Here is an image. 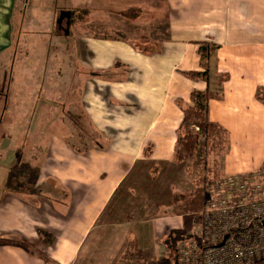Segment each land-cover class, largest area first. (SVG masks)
Here are the masks:
<instances>
[{
	"label": "crops",
	"instance_id": "crops-1",
	"mask_svg": "<svg viewBox=\"0 0 264 264\" xmlns=\"http://www.w3.org/2000/svg\"><path fill=\"white\" fill-rule=\"evenodd\" d=\"M68 6L48 33L64 36L67 45L57 50L71 52L68 65L78 76L68 89L57 86L59 97L53 84L52 94L38 95L24 112L25 71L35 60L45 65L53 45L37 42L39 15L28 0H0V82L10 70L5 96L17 97L14 112L22 113L17 122L0 120V156L10 163L0 170V264H172V239L192 215L173 205L172 181L169 208L144 207L141 196L155 188L162 163L179 165L178 102L190 104L191 92L207 86L183 75L202 70L200 43L218 46L209 83L215 73L228 74L208 110L230 133L223 175L264 165V101L255 97L264 90V0Z\"/></svg>",
	"mask_w": 264,
	"mask_h": 264
},
{
	"label": "built area",
	"instance_id": "built-area-1",
	"mask_svg": "<svg viewBox=\"0 0 264 264\" xmlns=\"http://www.w3.org/2000/svg\"><path fill=\"white\" fill-rule=\"evenodd\" d=\"M200 221L175 246L177 264H264V167L215 178Z\"/></svg>",
	"mask_w": 264,
	"mask_h": 264
},
{
	"label": "rangeland",
	"instance_id": "rangeland-1",
	"mask_svg": "<svg viewBox=\"0 0 264 264\" xmlns=\"http://www.w3.org/2000/svg\"><path fill=\"white\" fill-rule=\"evenodd\" d=\"M28 1L31 6L30 10L31 9L35 10L36 11L35 15H39L36 16L39 21L38 28H40L39 39H37V42L39 41L44 45H49L48 47H50V45H53V48L49 50V55L52 57L49 58V56H47V58L46 57L44 58L45 60L43 62L46 63L45 65L39 64L40 61L35 60V63L29 68H27V70L25 71V73L28 74L29 76V82L27 84V93L29 94V97L24 99L23 102H21V104H23L24 112L26 110L27 112L32 111V109L35 107V101L38 100L37 97L38 95L45 96L52 94L50 91L52 89L53 84L56 85L55 91L57 92L55 96L59 97L61 95L62 89L58 91L59 89H57V86L62 85L64 89L65 88L68 89L69 84L74 83L73 80L75 78L73 76L75 77L78 76V73L73 71L72 66L69 67L68 65L69 61H73L72 59L73 56L71 55V52L68 51L65 53L61 49L57 50L59 45H61L62 48H64V46L67 45L66 41L64 40V36H60L55 33H53V35L52 33L51 34L48 33L50 22L54 20L53 16L57 15L59 12L66 11L69 8L68 5L70 4V2H73L75 0H28ZM88 6L89 5L87 3L86 7L88 8ZM97 9L99 10L98 7ZM84 12L85 11H83V13ZM79 14L82 15V12L79 11ZM63 23L64 21H62L61 24ZM60 29H61V34H63L64 24L60 25ZM58 54H62L61 63L60 64L58 63L53 66L52 63L54 61L52 60L54 56ZM6 71L7 72L4 75L8 74L7 81L5 82L2 80V82H0V88H1L0 89V120L4 118L3 122L7 123V122H11V120L13 119L14 122H17L22 117V115L19 114L21 113L20 111L19 113L14 112L17 109L16 107L18 106L17 102H19V99L17 97L7 99L5 96L6 91L8 90L9 87L8 83L11 73L10 70H6ZM0 73H4L2 72L1 67H0ZM13 75L14 77H16V73H14ZM16 86H19V83H17L14 80L13 82L14 90H17ZM5 108L7 109L6 114L4 113ZM9 111H13V112H9ZM24 116L25 115L23 114V117ZM3 132H5V130L0 129V133L3 134ZM226 135H227V140L226 142L225 140L223 141L224 144H227V150L225 153H223V149H224L222 146L223 144L219 148H217V150H213V152L212 150L209 152H205L203 141L201 140L199 147V151H200L199 153H202L201 157L185 160L179 165H176L174 163L172 164V168H170V166L166 168V164L162 163L157 178H154L156 179L155 188H152V190H150L149 193H146V195L142 194L141 196L142 198H144L143 200L145 201L144 207H152L154 204L156 205L155 206L156 208H160V209L171 207L169 205L170 194H168L167 191L169 190L168 188L169 181H172L175 184V187H173L174 189L173 196L174 195L187 196L192 190H194L197 186H199L200 180L202 178L206 180L204 183L206 185L205 187H208V185L211 183V180H215V178H217L214 177L215 174L218 173L223 174L222 169L224 164V156L228 153L229 144H230V133L227 131ZM1 148L3 147H0V149ZM7 158L5 159L0 156V170H8L10 163ZM15 162L16 160L14 156L13 163L15 164ZM173 205L175 207H179L181 203L175 205L173 201ZM174 206L172 207L173 209L172 208L171 209L173 211H177V209H175ZM180 234L181 233L176 234V236L173 239H175L178 242L181 236ZM175 240H174L175 243L173 242L174 245L177 244ZM168 242H170V238ZM173 249H175V246ZM170 251L172 254V248H170ZM172 264H173V257H172Z\"/></svg>",
	"mask_w": 264,
	"mask_h": 264
},
{
	"label": "trees",
	"instance_id": "trees-1",
	"mask_svg": "<svg viewBox=\"0 0 264 264\" xmlns=\"http://www.w3.org/2000/svg\"><path fill=\"white\" fill-rule=\"evenodd\" d=\"M49 49V47H47ZM218 46L212 43L202 42L198 48V55L200 57V71L183 72V75L192 80L204 81L207 86L204 90H193L190 94V104L183 101L178 102V106L182 111V122L177 129V139L174 151V162L180 164L185 160L195 159L201 157L199 147L201 140L205 152L217 150L222 144L223 153L227 150V144L223 141L227 140V131L217 124L210 121L208 116L209 102L213 99H220L222 97V85L228 80L227 73H215L213 84L211 80L213 64L216 61V51ZM49 50H45V55H48ZM4 72L5 67H1ZM214 73V72H213ZM214 87V88H213ZM255 97L264 101V90L259 87L256 91ZM67 117V116H66ZM67 118H70L69 116ZM73 145V144H72ZM77 145V144H76ZM77 149L79 145L75 146ZM264 167V165L262 166ZM156 167L152 169L154 174ZM215 174L214 177H220L223 174ZM155 175H153L154 177ZM205 179L200 180L199 186L192 190L187 196H174V204L181 203L178 210L184 214H191L195 221H200L199 212L201 211L205 202L206 185ZM210 181V180H209ZM208 181V182H209ZM213 180H211L212 182ZM174 240V239H173ZM173 264H177L174 243L172 244Z\"/></svg>",
	"mask_w": 264,
	"mask_h": 264
}]
</instances>
